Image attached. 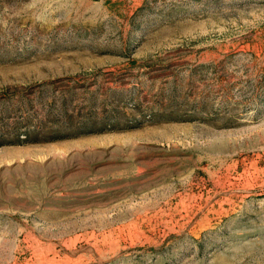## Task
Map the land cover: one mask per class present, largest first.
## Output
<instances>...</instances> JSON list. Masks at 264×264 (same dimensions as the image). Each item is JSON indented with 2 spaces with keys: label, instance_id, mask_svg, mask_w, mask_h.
I'll use <instances>...</instances> for the list:
<instances>
[{
  "label": "rangeland",
  "instance_id": "1",
  "mask_svg": "<svg viewBox=\"0 0 264 264\" xmlns=\"http://www.w3.org/2000/svg\"><path fill=\"white\" fill-rule=\"evenodd\" d=\"M0 264H264V0H0Z\"/></svg>",
  "mask_w": 264,
  "mask_h": 264
}]
</instances>
